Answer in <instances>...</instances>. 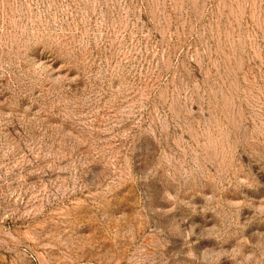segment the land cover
Wrapping results in <instances>:
<instances>
[{
    "label": "rangeland",
    "instance_id": "1",
    "mask_svg": "<svg viewBox=\"0 0 264 264\" xmlns=\"http://www.w3.org/2000/svg\"><path fill=\"white\" fill-rule=\"evenodd\" d=\"M0 264H264V0H0Z\"/></svg>",
    "mask_w": 264,
    "mask_h": 264
}]
</instances>
